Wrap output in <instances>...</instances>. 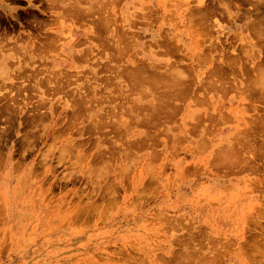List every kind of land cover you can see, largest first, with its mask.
Listing matches in <instances>:
<instances>
[{
  "label": "rangeland",
  "instance_id": "rangeland-1",
  "mask_svg": "<svg viewBox=\"0 0 264 264\" xmlns=\"http://www.w3.org/2000/svg\"><path fill=\"white\" fill-rule=\"evenodd\" d=\"M0 264H264V0H0Z\"/></svg>",
  "mask_w": 264,
  "mask_h": 264
},
{
  "label": "bare ground",
  "instance_id": "bare-ground-1",
  "mask_svg": "<svg viewBox=\"0 0 264 264\" xmlns=\"http://www.w3.org/2000/svg\"><path fill=\"white\" fill-rule=\"evenodd\" d=\"M143 74V73H142ZM177 77V76H176ZM255 78V77H254ZM238 81V80H237ZM56 82V81H55ZM172 84V83H171ZM178 84V83H177ZM37 85V84H36ZM245 89V88H244ZM253 90V89H252ZM127 99V98H126ZM166 130V129H165Z\"/></svg>",
  "mask_w": 264,
  "mask_h": 264
}]
</instances>
